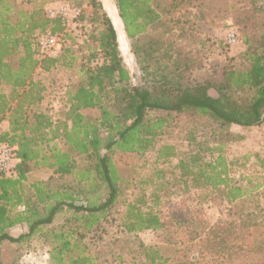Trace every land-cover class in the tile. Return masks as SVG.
<instances>
[{
	"label": "trees",
	"instance_id": "1",
	"mask_svg": "<svg viewBox=\"0 0 264 264\" xmlns=\"http://www.w3.org/2000/svg\"><path fill=\"white\" fill-rule=\"evenodd\" d=\"M112 1L126 36L132 40V51L151 82L148 86L130 84L116 29L102 10L101 28L91 34L97 47L81 62L78 81L67 86L60 118L53 120L41 108L46 88L33 74L37 68L50 71L56 65H72L74 58L64 43L65 34L58 56L39 54L38 37L48 29L61 33L60 22L46 15L47 0L31 5L0 0V123H7L0 144L17 146L10 173L0 175V244L28 241L41 234L48 244V264H92L90 256L73 254L77 247L73 230L43 228L58 213L70 210L87 232L118 201L125 189L123 182L128 180L113 162L115 152L141 156L154 149L170 119L179 114L206 119L223 129L231 124L253 127L264 121V0H248L230 9L246 45L240 62L224 66L217 81L186 86L176 75L180 60L172 59L167 51L160 52V36L153 32L162 19L161 2ZM181 1L199 5L202 0H168L165 8L171 11ZM92 5L101 8L95 0ZM209 89L216 96L210 95ZM217 152L207 161L197 151L180 158L175 166L193 185L217 190L227 203L239 204L248 192L232 183L226 160ZM176 155L173 145L163 144L156 150V159L162 162ZM79 157H85L87 165L79 166ZM39 168L51 170L49 179L30 181L29 174ZM54 175L72 176L81 188L74 192L66 186L51 187ZM155 176L162 177L160 170ZM161 188L162 184L158 190ZM99 189L103 190L100 198L96 194ZM237 211L239 220L205 232L203 241L190 234L189 245L176 249L172 256L163 257L155 247L146 248V264H214L229 247L259 251L264 233L259 234L260 239H252L243 231L255 225L256 215L242 208ZM123 223L128 232L159 230L165 224L151 208L142 210L137 201L126 204ZM17 225L25 226V232L10 235L8 229Z\"/></svg>",
	"mask_w": 264,
	"mask_h": 264
},
{
	"label": "rangeland",
	"instance_id": "2",
	"mask_svg": "<svg viewBox=\"0 0 264 264\" xmlns=\"http://www.w3.org/2000/svg\"><path fill=\"white\" fill-rule=\"evenodd\" d=\"M37 1L17 0L25 5ZM95 1L100 3V9H94L92 0H47L44 6L46 15L49 7L59 3L80 10L78 21L63 38L65 45L71 49L74 58L72 65H56L50 71L37 68L33 74V78L46 88L41 108L53 120L60 118L67 86L78 81L81 62H85L97 47L91 34H96L101 28L98 20L102 10L113 22L109 7L121 28L118 32L116 30L117 43L122 62L130 75V84L148 86L151 82L140 58L132 51V40L124 32L113 1ZM159 1L164 11L161 22L153 28V32L160 36V52L167 51L172 59L180 60L176 75L183 85L204 83L205 80L217 81L222 78L224 66L240 62L246 45L234 25L230 9L248 0H202L199 5L181 1L171 11L167 9L168 6L165 8L168 0ZM232 2L236 4L233 7ZM230 29L236 33V42L232 44L227 42L226 37ZM60 52L61 49L57 55L47 57H56ZM208 93L216 96L213 89H209ZM5 130L7 123L3 121L0 123V133ZM163 144L173 145L177 152L175 157L164 162L156 159V150ZM206 147L212 151H204ZM197 151L207 161L220 151L226 160L232 183L240 184L248 192L243 202L227 203L217 190L197 187L190 177H181L175 166L178 160ZM111 157L119 174L128 181L123 182L125 189L118 201L104 211L98 222L85 232L82 220L70 210H63L50 225L43 228L44 231L59 228L73 230L72 240L77 241L73 254L82 252L90 256L92 264H146L145 249L149 247H155L163 257L172 256L176 249L189 245L187 240L190 234L199 235L197 239L202 238L203 241L205 232L216 227H227L229 223L239 220L238 208L256 215L257 223L243 228L246 234H251L252 239H260L264 233V121L253 127L231 124L223 129L206 119L179 114L170 119L168 128L159 137L154 149L141 156L115 152ZM77 162L79 166L87 165L85 157L77 158ZM157 170H160L161 178L155 176ZM50 175L51 170L39 168L32 171L28 178L30 181H46ZM50 182L51 187L66 186L74 192L81 188V184L72 176L54 175ZM161 184L162 188L158 190ZM101 191H96L98 198L102 196ZM134 201L142 210L151 208L156 212L165 223L164 228L128 232L123 216L126 204ZM8 232L17 236L25 232V226H14ZM81 233L83 235L80 237ZM222 236L227 237V234ZM259 247L264 249V242ZM262 249L253 251L229 247L214 264H264ZM48 263V244L41 234L34 235L28 241H4L0 244V264Z\"/></svg>",
	"mask_w": 264,
	"mask_h": 264
},
{
	"label": "built area",
	"instance_id": "3",
	"mask_svg": "<svg viewBox=\"0 0 264 264\" xmlns=\"http://www.w3.org/2000/svg\"><path fill=\"white\" fill-rule=\"evenodd\" d=\"M47 16L59 20L62 32L55 33L48 29L40 34L37 44L41 57L55 56L59 53L62 47V38L78 21L80 10L59 3L47 9ZM226 37L228 43L232 44L236 42V33L234 30H228ZM16 150V145L0 144V175L10 173V168L15 160Z\"/></svg>",
	"mask_w": 264,
	"mask_h": 264
},
{
	"label": "bare ground",
	"instance_id": "4",
	"mask_svg": "<svg viewBox=\"0 0 264 264\" xmlns=\"http://www.w3.org/2000/svg\"><path fill=\"white\" fill-rule=\"evenodd\" d=\"M109 13H111V17L113 18L114 26H115L117 32L120 31L121 28H119L117 20H116V16L114 15L112 8H110V7H109Z\"/></svg>",
	"mask_w": 264,
	"mask_h": 264
}]
</instances>
